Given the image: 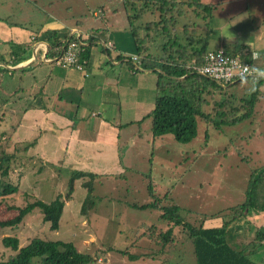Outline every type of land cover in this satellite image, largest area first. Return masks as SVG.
Returning <instances> with one entry per match:
<instances>
[{
  "label": "rangeland",
  "instance_id": "obj_1",
  "mask_svg": "<svg viewBox=\"0 0 264 264\" xmlns=\"http://www.w3.org/2000/svg\"><path fill=\"white\" fill-rule=\"evenodd\" d=\"M201 1L216 3V9L212 12L213 17L208 21L211 28L221 25L222 21L234 26L236 20L239 19L241 22L246 20L247 14L253 15L250 14V5H255L254 0ZM256 3L264 7V0H256ZM47 6H51L54 12L59 13L60 19L67 21V25L77 18L87 26L93 24L95 19H92L91 15L97 9L104 6L105 13L107 7L113 10L120 9L121 2L119 0H0V23L4 24V28L0 29V37L5 38L8 43V39L13 36L9 28H19L15 24L20 23L21 17L37 23L43 18L41 10L47 9ZM66 11L74 19L70 20ZM190 17L187 21L195 25L198 34L202 30L201 23L192 19V15ZM3 18H7V21L2 20ZM26 30L35 32L33 29ZM218 40L220 37L213 30L207 36L206 50H215ZM33 43V40H29L21 45V48L9 47H13L17 53L24 49V58H28L32 53ZM5 68L8 69V66ZM259 69L262 70L261 66ZM10 72L15 74L10 77L4 76L0 80V101L4 102L3 105L0 104V155L6 153L7 156L12 157L8 163L12 169H9L7 178H0V185L5 181L19 188V192L3 200L11 206L23 207L25 203H32L36 199L43 203H49L57 196L63 199L71 169L63 165L66 168L62 167L57 174L59 177L54 179V169L47 163L54 164L60 157L52 161L53 157L41 155L37 144L38 134L31 137L28 136L29 133L24 134L26 118H23L21 113L31 103L27 94L36 92L37 80L42 76L36 72L21 76H18V70H10ZM44 72L43 70L41 75ZM248 82L250 80L236 82L229 85L225 91L228 95L245 98L252 89ZM241 114L239 113L238 116ZM250 114V117L242 122L221 126L218 129L207 128L202 122H197L195 137L187 143H177L167 135L162 139L163 143L157 147H151L149 134L144 133L149 118H145L141 126L137 123L132 124L124 130L133 136L132 147L124 146L125 154H118L117 159L121 161L120 163L116 160L118 171L110 168L114 171L96 176V190L89 198L90 206L83 213L81 207L86 193L80 186V180L73 183L70 199L64 201L56 231L49 230L48 223L42 221L41 213L37 209L32 210L18 226L10 230L4 227L5 223L17 212L12 208H4L0 203V239L3 236L14 235L19 239L21 246L26 245L32 238L70 243L79 253L93 259L89 264H192L194 258L188 240H181L175 249L158 254L161 251L157 246L148 244L146 240L138 237L139 230H142L139 228L141 224L157 223L154 212L146 208H135L150 202L144 191L147 174L150 175V182L156 184L155 192L159 194L167 192V198L180 207L178 214L186 220L185 222L195 225L204 219L205 225H215L226 217L225 214L230 209L243 201L249 173L254 170L260 171L264 166V88L262 87L255 97ZM30 116V113H27L29 119ZM47 125L50 128L45 134L50 139L52 136L57 138L54 136L56 129L51 126L52 123ZM66 126L68 124L64 122L60 131L65 130ZM63 134L66 136L67 131ZM33 137H36L35 145L27 148L28 141ZM65 139L62 138L63 143H66ZM65 162L66 160L64 164ZM5 165L2 164L3 167ZM122 174H125V179H119ZM31 180L37 188L28 184ZM24 186H27L30 192L22 198L24 195L20 193ZM243 221H248V225L251 224L248 226L251 230L254 226L264 230L263 216L252 212L246 214ZM160 227H162L161 223H159ZM237 231L239 232L236 233ZM241 231L234 230L235 234H239L237 235L239 237L235 238L237 245L244 244L250 239V235L242 238ZM255 249H249L247 253L251 255ZM256 254H259L256 260L264 259L263 248H260ZM9 255L10 252L0 247V260H6Z\"/></svg>",
  "mask_w": 264,
  "mask_h": 264
},
{
  "label": "trees",
  "instance_id": "obj_2",
  "mask_svg": "<svg viewBox=\"0 0 264 264\" xmlns=\"http://www.w3.org/2000/svg\"><path fill=\"white\" fill-rule=\"evenodd\" d=\"M119 1L127 26L124 31L119 32V37L121 39L123 37L122 40H125L133 48L136 60L131 61L129 57L121 54H117L115 60L126 65L131 72L150 71L156 76L153 108L147 116L149 118V143L151 147H154L155 140H162L167 135L171 136L177 143H187L195 137L197 122H202L207 128L218 129L221 126L234 125L250 117L255 97L259 94L261 87L264 88V78L258 77L257 74V70H260L257 65L261 66L264 73V52L254 61L255 58L241 57L239 53L234 54L231 50L233 44L224 41L220 42L219 49L215 51L206 50L207 36L212 32L208 21L213 10L216 9V3H204L201 0ZM191 15L192 19L201 23L200 28L202 30L198 34H196L195 25L189 24L187 21ZM182 20L184 21L181 22ZM114 35L118 36V33ZM66 37L65 35L59 37L55 33L43 36L42 41L47 43V52L50 58L58 56L59 52L65 49L66 43L61 42L60 39ZM104 37L105 45H109L108 48L112 49L113 47V51L117 49L113 46L114 43L111 44L107 41V30L105 32L100 30L99 33L97 30L93 31L87 39L91 40L87 47L89 48L94 40ZM235 40H239V38L235 37ZM87 47H82L77 55V63L81 69L86 67L87 56L85 53H87ZM9 48L10 53L0 54V80L3 76L15 74L4 68L5 66L13 68L26 60V58L21 57V51L19 54L14 48ZM11 49L13 50L11 51ZM218 51L227 57H237L246 62L253 73L226 83L216 82L199 74L195 69L204 64L205 55ZM132 62H135L137 66H134ZM18 71L20 74L18 76L25 72L24 70ZM245 80H250L248 83L252 88L245 98L239 97V95H228L225 91L229 85ZM40 94V90L35 92L33 99L34 101L38 100V104L36 103L39 105L38 114H43L45 107L44 105L41 106ZM3 103L0 101L1 105ZM31 105L29 103L28 107ZM27 113L32 115L31 112H28V108H25L21 113V116L26 120L28 118ZM239 113L242 114L238 116ZM77 114L76 110L75 112L72 111L71 116L65 115L68 118L62 116L71 123L70 127L67 128L69 133L76 129L79 124ZM57 132L59 134L60 130ZM35 143L36 137H33L28 141L26 147H33ZM65 156L66 151L63 149V154L57 162L54 164L47 163L54 169V179L59 177L57 174L60 173L62 167L66 168L63 166ZM11 159L12 157L7 156L6 153L0 155L1 179L7 178L9 169H12L11 165L8 164ZM3 163L6 164L4 167L2 166ZM98 174L101 173L71 170L63 198L65 200L61 196H57L49 203H43L36 199L32 203H25L23 207L11 206L3 200L5 197L18 194L19 188L5 181L1 182L0 198L2 199H0V203L3 204L4 208H12L17 212L11 220L5 223L4 227L13 230L27 214L37 209L41 213L42 221L48 223L49 230L56 231L64 201H68L73 192V183L80 180V186L85 190L86 195L81 207L83 213L90 206L89 198L96 190V176ZM149 177L150 175L147 174L144 191L150 202L142 206H135V208H146L154 212L157 223L141 224L139 228L142 230H139L138 237L146 240L148 244L157 246L161 251L158 254L175 249L181 240H188L192 246L194 258V262L191 261L192 264L264 263L263 258L259 259L261 261L256 260V256L259 255L256 254L258 250L264 249V230L254 226L252 231L248 227L251 224L248 225V221H243L245 215L252 212L264 217V166L260 171L254 170L249 173L243 192V201L230 209L225 214L226 217L215 225H205L204 219L195 225L185 222L186 220L178 214L180 207L173 200L167 198V192L156 193V184H152ZM119 179H125V174H122ZM28 184L37 188L33 180L29 181ZM28 192L30 189L27 186L21 188L20 194L24 195H21L22 198L27 196ZM159 223L162 224L160 228ZM233 224L234 226H232ZM234 230H242L240 235L242 238L250 235L249 241L237 245L235 238L239 237L237 236L239 234H235ZM0 247L10 252L6 260H0V264H35L36 262L37 264H89L93 262L90 256L79 253L70 243L32 238L26 245L21 246L19 239L12 235L3 236L0 239ZM249 249H255V251L249 255L247 253Z\"/></svg>",
  "mask_w": 264,
  "mask_h": 264
},
{
  "label": "crops",
  "instance_id": "obj_3",
  "mask_svg": "<svg viewBox=\"0 0 264 264\" xmlns=\"http://www.w3.org/2000/svg\"><path fill=\"white\" fill-rule=\"evenodd\" d=\"M253 3L255 5L249 7L250 14L253 15L247 14L246 20L241 22L238 19L234 26L230 23L226 24L224 21L221 25H216L213 28L209 26L212 32L215 30L220 37L215 50L220 48L221 41L228 42L233 44L231 50L234 54L239 53L241 57L246 58L255 56L254 61L264 52V7L257 4L256 0ZM52 11L51 6H47L45 10L42 9L43 18L37 23L31 22L29 18L21 17L20 23L15 24L19 28H9L13 36L8 39V43H6L5 38L0 37V54L8 53L10 51L9 46L21 48V45L26 44L29 40L34 41L31 55L16 66H20L21 68L18 70H24V74L36 72L42 76L41 79L37 80L35 88L37 89L36 92L41 91L39 97L41 98V106L44 105L45 107V112L44 115L38 114V100L36 99L35 102L33 99L35 92L28 93L27 96L32 105L31 107L27 106V108L32 115L30 119L29 117L27 120L24 119L26 122L24 134L29 133L28 136L30 137L38 134L37 144L40 154L53 157L52 161H56L58 156L63 154L64 149L66 151L64 165L69 166L72 171L101 174L114 171L110 168H115L118 171V164L116 163L118 154H125L124 146L131 148L133 145L132 134L124 130L136 123L141 126V123L152 110L156 76L150 71L131 72L126 65L115 60L117 54L129 57L131 61L135 57L133 48L125 40H122L123 37L122 39L119 37V32L124 31L127 27L121 8L113 10L107 7L106 13L104 6L97 9L91 15L92 19H95L93 24L87 26L77 18L74 19L66 11L69 14V19H74L73 23L70 22L67 25V21L60 19L59 13ZM2 20L7 21V18ZM229 20L231 22V18ZM100 25L101 27H99ZM3 28L4 24L0 23V29ZM20 29L25 31L22 32ZM26 29H30V31L33 29L35 32H27ZM96 30L98 33L100 30L104 32L107 30V41L111 44L114 43L113 46L117 49L113 51V47L112 49L108 48L109 45H105V37L94 40L88 48V42L91 40L87 39ZM114 32L118 33V36H115ZM50 33H55L59 37L67 36L61 38V42L81 41L82 47L88 48L87 53H85L87 56L86 67L81 71H76L73 68L63 69L52 64L53 58L48 56L47 43L42 41L43 36ZM235 37L240 38V40H235ZM113 38L115 40H112ZM124 45L126 46L124 47ZM20 53L21 57L24 58V49H21ZM132 63L134 66L136 65L135 62ZM257 67L259 68L260 65ZM8 68L12 67L8 66ZM43 70L45 72L41 75ZM258 73L263 74V71L257 70ZM3 81L5 82L6 78ZM76 110L79 124L76 129L70 133L67 132L64 136L63 132L67 131L71 125L65 115L71 116L72 111L75 112ZM64 122L68 126L58 134L57 131L60 130ZM46 123H52L51 126L55 127L54 136L57 138L52 136L50 139L45 134L49 132L50 128ZM144 133L149 134V123ZM63 137L66 138V143L62 142ZM154 142V147L163 143L162 140H155ZM119 162L121 163V161Z\"/></svg>",
  "mask_w": 264,
  "mask_h": 264
},
{
  "label": "built area",
  "instance_id": "obj_4",
  "mask_svg": "<svg viewBox=\"0 0 264 264\" xmlns=\"http://www.w3.org/2000/svg\"><path fill=\"white\" fill-rule=\"evenodd\" d=\"M82 44L81 41H66L65 49L61 50L58 56L51 60L52 63L63 69L73 68L76 71H81L82 69L77 63V55L83 46ZM135 60L136 57H133L132 61ZM195 70L199 74L205 75L216 82L222 81L225 83L253 73L246 62L237 57H227L221 51L206 54L204 64Z\"/></svg>",
  "mask_w": 264,
  "mask_h": 264
},
{
  "label": "water",
  "instance_id": "obj_5",
  "mask_svg": "<svg viewBox=\"0 0 264 264\" xmlns=\"http://www.w3.org/2000/svg\"><path fill=\"white\" fill-rule=\"evenodd\" d=\"M21 67L20 66H15V67H13V68H8V69H10V70H18V69H20ZM258 77H262V78H264V73L263 74H258ZM264 264V263H263Z\"/></svg>",
  "mask_w": 264,
  "mask_h": 264
},
{
  "label": "clouds",
  "instance_id": "obj_6",
  "mask_svg": "<svg viewBox=\"0 0 264 264\" xmlns=\"http://www.w3.org/2000/svg\"><path fill=\"white\" fill-rule=\"evenodd\" d=\"M53 64V63H52Z\"/></svg>",
  "mask_w": 264,
  "mask_h": 264
}]
</instances>
